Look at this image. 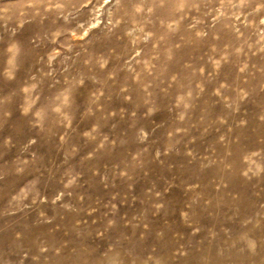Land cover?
Segmentation results:
<instances>
[{
    "label": "rangeland",
    "instance_id": "374dc122",
    "mask_svg": "<svg viewBox=\"0 0 264 264\" xmlns=\"http://www.w3.org/2000/svg\"><path fill=\"white\" fill-rule=\"evenodd\" d=\"M0 264H264V0H0Z\"/></svg>",
    "mask_w": 264,
    "mask_h": 264
},
{
    "label": "bare ground",
    "instance_id": "6f19581e",
    "mask_svg": "<svg viewBox=\"0 0 264 264\" xmlns=\"http://www.w3.org/2000/svg\"><path fill=\"white\" fill-rule=\"evenodd\" d=\"M167 1L168 2H173V0H167ZM191 1H193V0H191ZM234 1H236L238 4H242L244 0H234ZM258 2H259V0H247V4L250 5V6L251 5H254L255 6ZM159 15L161 16V18H164V19H166L169 16L167 12H160ZM40 118H41V120L45 121V119H46V112H43L41 114ZM14 180L15 181H21L19 179V177L18 178L15 177Z\"/></svg>",
    "mask_w": 264,
    "mask_h": 264
}]
</instances>
